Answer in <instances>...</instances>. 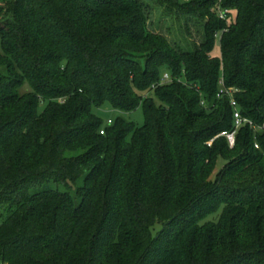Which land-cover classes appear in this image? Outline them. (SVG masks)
I'll return each instance as SVG.
<instances>
[{
  "label": "trees",
  "instance_id": "16d2710c",
  "mask_svg": "<svg viewBox=\"0 0 264 264\" xmlns=\"http://www.w3.org/2000/svg\"><path fill=\"white\" fill-rule=\"evenodd\" d=\"M153 1L0 0L1 264H264V0Z\"/></svg>",
  "mask_w": 264,
  "mask_h": 264
},
{
  "label": "rangeland",
  "instance_id": "374dc122",
  "mask_svg": "<svg viewBox=\"0 0 264 264\" xmlns=\"http://www.w3.org/2000/svg\"><path fill=\"white\" fill-rule=\"evenodd\" d=\"M145 1L148 2L150 5L149 29L154 32L165 35L171 43H178L182 46H189V44L192 42H199V26L195 22H193V20L187 21L189 32L186 33L184 27L185 20L182 19L183 17H181V20L177 19L176 15L171 14L170 12L166 11L163 7L155 4L153 0ZM211 54L213 56L220 55L219 39L215 40ZM24 87L25 89H29L27 84H25ZM92 110L98 117H100L103 124H107V121L109 119L114 120L117 116H122L126 120L134 122L136 125H141L144 121L142 109L140 107L128 113H121L114 110L110 104L104 103L99 108L93 107ZM223 163L224 161L219 158L217 160L215 171H218L222 167ZM5 214L6 213L4 208H0V223L4 219ZM209 219L216 220L217 215L210 216Z\"/></svg>",
  "mask_w": 264,
  "mask_h": 264
},
{
  "label": "built area",
  "instance_id": "2783aa9c",
  "mask_svg": "<svg viewBox=\"0 0 264 264\" xmlns=\"http://www.w3.org/2000/svg\"><path fill=\"white\" fill-rule=\"evenodd\" d=\"M215 12L217 13V16L219 19L224 20L227 23L229 10L227 8H223L221 6L220 0L215 7ZM225 30H227V29H223L222 31H225ZM221 32H217L215 34L216 39H220ZM163 79L168 80L169 79L168 75L165 74ZM221 84H222V82H221ZM230 105L232 106V109H233V129L231 131H222L219 134V136L226 137V139L229 143V146H232L234 144L235 134H236L237 130L240 129L241 127L247 126L248 128H250L254 132L264 131V122L262 124L258 125V124H255L251 119L244 117L238 108L237 102L231 96H230ZM110 123H111V120L109 119L107 121V124H110ZM100 133H103V129L100 130ZM254 146L258 147L257 144H255Z\"/></svg>",
  "mask_w": 264,
  "mask_h": 264
}]
</instances>
